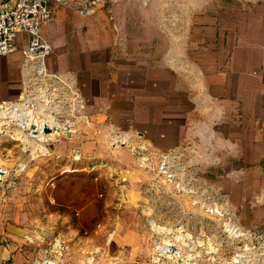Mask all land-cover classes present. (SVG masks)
Returning <instances> with one entry per match:
<instances>
[{
    "label": "rangeland",
    "instance_id": "rangeland-1",
    "mask_svg": "<svg viewBox=\"0 0 264 264\" xmlns=\"http://www.w3.org/2000/svg\"><path fill=\"white\" fill-rule=\"evenodd\" d=\"M114 6L106 3L103 15L92 18L102 19L109 36L118 29ZM138 17L143 19L142 14L121 10V31L156 34L158 27L138 26ZM59 28L61 39L58 46L51 43L53 54L47 65L51 71L74 76L85 99L82 113L70 117L78 123L76 133L71 138L52 135V141L40 143L37 150L24 151L21 144L28 138L22 133L29 128L22 131L10 124L11 130H5L8 136L0 142V206L6 219L24 225L37 242L41 259L37 264H60L61 259L65 264H111L110 260L127 259L135 264H162L161 246L189 240L193 245L181 259L233 264L245 252L246 241H230L225 226L264 237V99L262 105L241 107L237 99L243 98L236 84L230 91L234 104L225 107L229 112L216 122L203 120L206 117L200 113L186 115L198 113L189 100L202 93L199 88L187 89L190 82L175 90L145 89L137 99L149 100L152 107L119 105L122 101L117 98L110 105L106 98H98L106 91L95 76L97 71L103 76L111 61L110 42L98 46L94 38L90 41L88 31H74L68 25ZM88 29L91 36L97 34L95 23ZM99 47L105 50L102 56L96 55ZM21 63V57L9 62L8 73L9 67L0 58V103H20L22 74L15 65ZM4 71L7 74H1ZM19 105L29 112L24 104ZM40 123L45 120L37 127ZM113 131L132 138L126 137V145L112 146ZM166 160L169 168L162 171ZM199 200H228L231 218L240 227L227 223L228 215L223 218L207 212L203 208L215 204L206 207ZM181 226L186 231H177ZM58 250L61 257L53 260ZM170 260L164 264H180Z\"/></svg>",
    "mask_w": 264,
    "mask_h": 264
},
{
    "label": "crops",
    "instance_id": "crops-1",
    "mask_svg": "<svg viewBox=\"0 0 264 264\" xmlns=\"http://www.w3.org/2000/svg\"><path fill=\"white\" fill-rule=\"evenodd\" d=\"M15 2L0 0V8L12 6ZM108 2L103 0L97 15L103 13ZM114 7L118 17L116 35L105 33L102 19H92L96 14L85 17L72 7L56 5H53L52 21L42 28L43 38L54 46L59 45V27L62 25L73 27L74 31H88L90 41L94 38L98 46L99 42H107V45L110 42L111 61L105 67L103 76L99 71L95 75L106 91L98 95L99 99L106 98L111 101L108 102L110 105L115 104L112 100L117 98L122 101L119 105L152 107L154 104L149 100L137 99L145 89L152 86L159 90H175L190 82L191 86H187V89L196 91L199 88L202 93L189 100L192 109L197 107L195 112L198 113L187 112L186 115L200 113L199 116L202 114L206 117L203 120L209 122L219 121L227 115L229 110L226 108L231 107L235 101L230 91L236 84L243 98L237 99L241 107L263 104L264 0H122ZM121 10L134 11L137 16L142 14L143 19L137 18L141 23L136 24L146 29L150 26L158 27L154 28L156 34L149 35L148 32L145 35H125L120 27ZM93 23L97 34L91 36L88 27ZM77 34L83 36V39L87 37V34ZM20 40L21 46H24L26 36L22 35ZM99 48L96 49V55L102 56L105 50ZM19 57L16 55L1 59L8 66L9 62ZM8 67L10 73L11 66ZM15 67L20 73V64ZM1 74H7V71ZM202 80L203 84H198ZM170 83L174 85L168 86ZM108 91L111 93L108 94ZM128 91L137 94H128ZM3 212L4 208L0 206V264L41 262L37 242L32 241L29 230L16 220L6 219ZM59 241L63 246L64 241ZM60 254L58 250L53 260L61 257ZM65 262L61 259L60 264ZM110 262L135 264L133 259Z\"/></svg>",
    "mask_w": 264,
    "mask_h": 264
},
{
    "label": "built area",
    "instance_id": "built-area-1",
    "mask_svg": "<svg viewBox=\"0 0 264 264\" xmlns=\"http://www.w3.org/2000/svg\"><path fill=\"white\" fill-rule=\"evenodd\" d=\"M109 1L111 5H116L122 0ZM53 5L72 7L80 15L89 17L95 15L102 8L103 0H16L12 6H2L0 8V58H7L16 55H19L22 58V63L20 65V71L22 74V94L19 102L24 104L26 109L31 111L33 117L37 120H54V122L64 125V127L60 129L56 126L51 127L45 125L37 127L32 124L25 133H22L24 135L23 137L28 138L27 142L21 144L24 151L35 149V147L37 150L40 143L45 145L52 141V135H55V137L64 135L67 138H71L77 131L78 123L72 122L70 117L74 113H82L85 108V99L77 86L78 84L75 77L71 76L69 72L51 71L47 65L53 54V46L43 38L42 28L53 19ZM22 35L26 36L24 46H21L20 37ZM6 103L13 104L15 102L0 103V110ZM12 120L13 117L11 115L0 114V124H3L4 130H9L10 124L19 129V125ZM46 128L49 129L48 133L45 132ZM14 133L15 132H13V134ZM6 136L8 135L1 134L0 142L3 141ZM14 136L15 135H10V138L15 139ZM126 137L131 139L126 133L113 131L111 137L112 146L115 143H117L116 147L118 145H126L127 142L123 143ZM43 140L46 141L43 143L41 142ZM166 162L167 160L161 167L162 171L164 168H169L166 166ZM182 184V190H186L185 184ZM195 200L197 201L198 199ZM199 201L200 205H218L221 208L222 213L209 210L211 207L203 209H206L207 212L218 217L224 218L228 215L229 221H227V223L233 222L237 224L231 218L234 217V214L231 212V206L228 200L224 203H202L201 200ZM178 230L186 231L185 226H181L177 231ZM225 232L228 234L230 241H246L245 252L242 251L239 255H245L248 264H263L264 237L262 238L258 235L254 237L251 232H249L251 239H241L238 236L232 237L226 226ZM253 239H256L255 244H252ZM187 243L189 246L185 245V242L175 241V245L171 244L168 247H172L175 251L180 247L182 248L183 255L186 256L185 253L188 251L189 247L193 245V242L190 240ZM248 248L251 250L249 251ZM193 258L195 261V257ZM161 262L172 263L173 260L162 257Z\"/></svg>",
    "mask_w": 264,
    "mask_h": 264
},
{
    "label": "bare ground",
    "instance_id": "bare-ground-1",
    "mask_svg": "<svg viewBox=\"0 0 264 264\" xmlns=\"http://www.w3.org/2000/svg\"><path fill=\"white\" fill-rule=\"evenodd\" d=\"M19 104L20 103H13V104L6 103L0 111L2 112V115H9V116L11 115L13 117L12 121L15 122L17 125H19V129H21L22 131L25 130L26 128H30L32 124L38 126V123L40 122V120H37L36 118H34L33 117V113L31 111H30L31 113L29 114V117L28 116L24 117L23 107H22V105H19ZM31 114H32V116H31ZM57 124L58 123L54 122V120H49L48 121V119H45V124L44 123H40V126L49 125L51 127H55V126H57ZM2 125L0 124V132L3 133V134H5L7 132L6 134H8L9 133L8 130L5 131ZM1 169L2 168L0 167V171H1L0 172V176L2 177L3 172H2ZM207 206L208 205L206 204V207ZM212 207L209 210H212L213 212L221 213V209L218 206L216 207L214 205ZM234 227L235 226H229L230 235L238 236L239 238L251 239V235H249V234L244 235L242 233L240 234L239 232H235L234 231ZM170 245L171 244H169V245L165 244V245L161 246L162 251L160 252V254L162 255V257H165V258H168V259H175L176 261L179 260L180 264H199L196 260L194 261L193 257L192 258H187V259H181V258L184 257V255L182 253V248L179 247L178 250L175 251L172 247H170V248L168 247ZM185 245L189 246L188 243H186ZM248 250L250 251L251 249L248 248ZM169 256H172L173 258L172 257L169 258ZM43 264H49V263H43ZM162 264H164V263H162ZM234 264H248V262H247V260L245 258V255H243V256L241 255V257L235 258ZM263 264H264V262H263Z\"/></svg>",
    "mask_w": 264,
    "mask_h": 264
},
{
    "label": "flooded vegetation",
    "instance_id": "flooded-vegetation-1",
    "mask_svg": "<svg viewBox=\"0 0 264 264\" xmlns=\"http://www.w3.org/2000/svg\"><path fill=\"white\" fill-rule=\"evenodd\" d=\"M30 113H31L30 111H29V112H28V111H24V113H23V114H24V117H25V116H28V117H29V114H30ZM0 114H2L1 111H0ZM23 114H22V115H23ZM26 114H27V115H26ZM31 116H32V114H31ZM1 125H2V124H1ZM2 126H3V125H2ZM3 128H4V127H3ZM1 134H3V133L0 132V135H1Z\"/></svg>",
    "mask_w": 264,
    "mask_h": 264
},
{
    "label": "water",
    "instance_id": "water-1",
    "mask_svg": "<svg viewBox=\"0 0 264 264\" xmlns=\"http://www.w3.org/2000/svg\"><path fill=\"white\" fill-rule=\"evenodd\" d=\"M45 132H46V133H48V132H49V129H48V128H46ZM68 136H70V135H68Z\"/></svg>",
    "mask_w": 264,
    "mask_h": 264
}]
</instances>
